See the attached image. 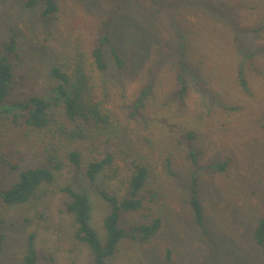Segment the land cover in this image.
Masks as SVG:
<instances>
[{"label": "rangeland", "instance_id": "rangeland-1", "mask_svg": "<svg viewBox=\"0 0 264 264\" xmlns=\"http://www.w3.org/2000/svg\"><path fill=\"white\" fill-rule=\"evenodd\" d=\"M28 2L0 0V45L16 43L12 53L4 50L15 73L6 103L48 96L51 66L65 65L79 46L89 49L106 20L125 60L117 69L106 47L108 70L89 65L104 107L122 126V139L102 142L96 152L121 148L143 158L150 170L143 193L153 200L162 227L145 240L143 232L123 240L107 264H264V245L254 236L264 220V0H83L86 29L75 26L69 0H56L52 23L42 16V1ZM184 83L187 93L179 97ZM12 121H0V191L26 168L52 167L45 139ZM70 148L83 152L85 164L93 155L88 143ZM116 162L119 173L106 171L97 183L122 198L131 168ZM84 167L66 163L56 185L88 192L92 226L104 239L107 206ZM194 183L203 227L188 205ZM66 203L56 195L45 204L48 221L28 224L25 218L33 214L0 200V231L6 235L0 264H22L32 232L38 264H90L87 247L64 246L73 232ZM141 220L123 215L121 226L128 230Z\"/></svg>", "mask_w": 264, "mask_h": 264}, {"label": "trees", "instance_id": "trees-1", "mask_svg": "<svg viewBox=\"0 0 264 264\" xmlns=\"http://www.w3.org/2000/svg\"><path fill=\"white\" fill-rule=\"evenodd\" d=\"M39 1L44 4L42 16L48 23H52L56 20L59 5L56 0H29L28 6H35ZM69 1L75 14V26L86 29L87 21L80 11L83 0ZM109 23L110 21L106 20L98 29L99 36L88 45L89 49L79 46L77 51L71 53L65 65L51 66L48 96L34 94L25 101L15 100L11 104L6 103V100L10 95L15 73L13 63L4 54V50L12 53L16 43L13 40L7 46L0 45V121L13 119V123L45 139V154L52 166L41 165L20 171L17 181L9 189L0 191V200L8 207H20L24 209L25 214H33L32 218H25L26 223L29 224L33 220L46 223L49 218L45 209L47 201L56 195L65 196L67 203L64 212L72 217L73 232L68 234L64 246L68 247L74 242L75 247H87L92 256L90 264H107L117 253L123 240L136 239V234L143 232L142 239L140 238L142 241L162 227L161 218L153 214V200L143 193L150 178L149 166L143 158H137L121 148L119 153L116 150V153L96 152L97 146L102 142L122 139V126L104 107L95 80L89 71L90 64L101 73L108 70L106 47L110 48L117 69L122 70L125 67V60L110 39ZM177 93L179 97H184L187 93L185 83ZM186 137L192 140L195 135L189 132ZM75 143H88L92 147L93 155L87 164L84 162L83 152L70 148ZM117 160L126 162L131 168L122 198L97 183L99 175L106 171H112L115 175L119 173ZM66 163L77 169L85 166L86 180L105 202L107 213L103 221L104 239L92 226V206L88 192L70 184L56 185L57 173L63 170ZM219 168L220 171L225 169L224 165ZM192 189L193 194L188 200V205L196 225L203 227L205 214L196 183ZM151 214L153 215L150 219ZM123 215H136L144 221L134 222L127 230L121 226ZM254 236L259 245H264V220L259 221ZM36 238L35 232L28 235L22 264H38L40 255L36 248ZM5 241L6 235L0 231V253Z\"/></svg>", "mask_w": 264, "mask_h": 264}]
</instances>
